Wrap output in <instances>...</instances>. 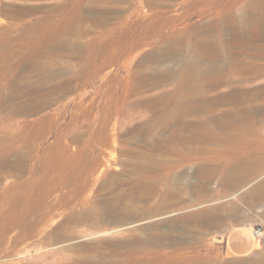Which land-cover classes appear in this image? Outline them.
<instances>
[{
	"label": "rangeland",
	"instance_id": "1",
	"mask_svg": "<svg viewBox=\"0 0 264 264\" xmlns=\"http://www.w3.org/2000/svg\"><path fill=\"white\" fill-rule=\"evenodd\" d=\"M236 162L264 180V0H0V264L264 263L225 251L264 199L204 218Z\"/></svg>",
	"mask_w": 264,
	"mask_h": 264
},
{
	"label": "bare ground",
	"instance_id": "2",
	"mask_svg": "<svg viewBox=\"0 0 264 264\" xmlns=\"http://www.w3.org/2000/svg\"><path fill=\"white\" fill-rule=\"evenodd\" d=\"M179 71L182 73L184 72L188 75H195L196 65L180 64ZM61 146L62 145L59 144L48 146L45 148V153L47 155H54L57 153V151L61 152L65 148V146ZM25 157L27 158V153L25 152H20L16 155V162L14 167H12L11 172H20L23 169ZM242 164L243 163L240 164L238 162L233 164L231 171H234V173L229 176H224L221 179V186L225 189L224 192L227 193V196H225L224 200L221 203L213 207L210 211L204 213V218H206V221L208 220L214 223L220 220L221 217L234 218L237 214L238 206L240 203L264 199V180H262L261 182L259 180H256L255 182H250V180H252L253 178L255 179V175L257 173H236V170H240L241 168H243ZM202 174L207 180H209L214 174V171L208 169L203 171ZM241 191L243 192L241 193ZM261 215L264 219V211ZM201 216H203V214L200 213L199 217ZM177 219L175 218V221ZM17 223L18 222L15 219L14 215L10 214L6 220H3L2 223L0 222V232H2L3 229H12ZM257 264L264 263H262V261H259Z\"/></svg>",
	"mask_w": 264,
	"mask_h": 264
},
{
	"label": "crops",
	"instance_id": "3",
	"mask_svg": "<svg viewBox=\"0 0 264 264\" xmlns=\"http://www.w3.org/2000/svg\"><path fill=\"white\" fill-rule=\"evenodd\" d=\"M259 248V240H256L248 226L231 229L225 235V251L231 256L245 257Z\"/></svg>",
	"mask_w": 264,
	"mask_h": 264
},
{
	"label": "built area",
	"instance_id": "4",
	"mask_svg": "<svg viewBox=\"0 0 264 264\" xmlns=\"http://www.w3.org/2000/svg\"><path fill=\"white\" fill-rule=\"evenodd\" d=\"M252 236L255 239H261L264 237V225H253L252 230H251Z\"/></svg>",
	"mask_w": 264,
	"mask_h": 264
}]
</instances>
